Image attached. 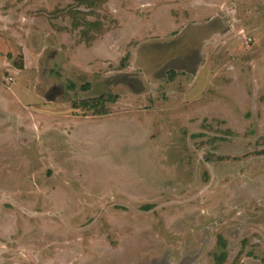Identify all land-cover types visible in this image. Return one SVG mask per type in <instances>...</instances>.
<instances>
[{
  "label": "rangeland",
  "instance_id": "374dc122",
  "mask_svg": "<svg viewBox=\"0 0 264 264\" xmlns=\"http://www.w3.org/2000/svg\"><path fill=\"white\" fill-rule=\"evenodd\" d=\"M92 1L0 0V264H264V0Z\"/></svg>",
  "mask_w": 264,
  "mask_h": 264
},
{
  "label": "trees",
  "instance_id": "16d2710c",
  "mask_svg": "<svg viewBox=\"0 0 264 264\" xmlns=\"http://www.w3.org/2000/svg\"><path fill=\"white\" fill-rule=\"evenodd\" d=\"M79 3L80 4H84L86 6H90V7L95 6L94 1H92V0H79ZM100 23L91 24L90 28L92 30H98L99 32H102V26H101ZM15 67L18 70H23V68H24L23 64H20V63H15ZM172 75H174V74H171V77H173ZM86 88H89V86L86 87ZM116 100H117V96L113 97V98L103 97V96L97 97V98H91V99L80 101L78 105L75 104L74 105V109H83V110L93 109L95 107L102 106L103 104H105L107 102H111L112 103V102H114ZM99 114H101V113L98 112L97 115H99ZM103 115H105V114H103ZM220 263H222V261Z\"/></svg>",
  "mask_w": 264,
  "mask_h": 264
}]
</instances>
